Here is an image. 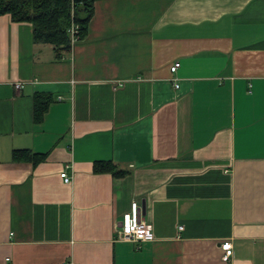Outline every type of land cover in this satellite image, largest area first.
<instances>
[{
	"label": "crops",
	"instance_id": "crops-1",
	"mask_svg": "<svg viewBox=\"0 0 264 264\" xmlns=\"http://www.w3.org/2000/svg\"><path fill=\"white\" fill-rule=\"evenodd\" d=\"M60 55L0 16V264H264V0H98Z\"/></svg>",
	"mask_w": 264,
	"mask_h": 264
},
{
	"label": "trees",
	"instance_id": "trees-1",
	"mask_svg": "<svg viewBox=\"0 0 264 264\" xmlns=\"http://www.w3.org/2000/svg\"><path fill=\"white\" fill-rule=\"evenodd\" d=\"M98 0H0V16L8 14L15 22L33 25L34 44L51 47L58 59L60 52L70 51L69 28L72 21L79 26L80 40L85 38L93 16L94 3ZM52 98L38 94L34 96V121L40 123L51 104ZM14 160L28 161L36 166L44 160V154L31 150L13 152ZM94 173H110L123 177L124 172L114 171L110 162H95Z\"/></svg>",
	"mask_w": 264,
	"mask_h": 264
},
{
	"label": "built area",
	"instance_id": "built-area-1",
	"mask_svg": "<svg viewBox=\"0 0 264 264\" xmlns=\"http://www.w3.org/2000/svg\"><path fill=\"white\" fill-rule=\"evenodd\" d=\"M79 26L72 21L69 28L70 36V52H72L74 46L80 41L79 38ZM180 63L175 62L170 67V72L175 75ZM21 84H15L16 89H20ZM175 87L178 85L175 83ZM61 178L65 183H70L72 181V176L68 175L67 172L60 174ZM141 206L137 202H132L130 211L122 216V219L118 225V238L122 241L128 242H148L154 239L153 226L150 223L145 222L141 219ZM183 227L180 226L179 230ZM220 248L222 250L221 259L224 262H228L233 254V246L229 240H225L221 243Z\"/></svg>",
	"mask_w": 264,
	"mask_h": 264
},
{
	"label": "water",
	"instance_id": "water-1",
	"mask_svg": "<svg viewBox=\"0 0 264 264\" xmlns=\"http://www.w3.org/2000/svg\"><path fill=\"white\" fill-rule=\"evenodd\" d=\"M141 213H142L143 215H145V213H146L145 201H142V204H141Z\"/></svg>",
	"mask_w": 264,
	"mask_h": 264
}]
</instances>
